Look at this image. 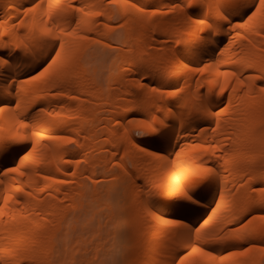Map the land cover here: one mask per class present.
I'll return each mask as SVG.
<instances>
[{"label": "bare ground", "instance_id": "6f19581e", "mask_svg": "<svg viewBox=\"0 0 264 264\" xmlns=\"http://www.w3.org/2000/svg\"><path fill=\"white\" fill-rule=\"evenodd\" d=\"M73 3L83 9L75 14L78 27L58 17L53 22L47 0L43 8L27 14L24 9L32 0H0V168H17L0 172V264H76L77 255L90 248L94 254L85 253L91 258L82 256V261L92 264L104 243L94 239L96 234L88 238L81 232L87 205L99 198L95 191L87 195L85 178L96 183L113 165L125 171L107 191L117 190L119 184L132 187L128 185L130 201L125 205L130 209L125 208L130 211L125 225H130L136 242L129 264H171L177 251L190 240L195 243V228L201 224L204 233L228 235L230 221L239 223L251 211H264L259 205L264 195L252 192L253 185L264 187V9L244 23L245 13L249 8L256 11L253 5L259 0H195L194 14L206 21L204 25H197L186 8L169 12L176 0ZM179 3L186 5L187 0ZM62 6L53 5V11ZM97 11L101 16L84 14ZM73 27L77 36L88 39L61 35ZM45 30L49 36L42 35ZM53 36L64 45L58 65L65 57L70 61L63 68L54 65L38 81L30 80L28 73L44 61L51 63L53 48L59 50ZM91 39L104 50H118V66L104 86L84 62ZM136 55L142 59L122 62ZM129 65L134 66L133 74L126 71ZM198 65L205 68L200 75L192 71ZM176 88L183 92L169 97L167 92ZM53 92L67 95L56 99ZM131 113L144 116L130 118L133 128L142 132L140 121L156 116L163 142L135 138L126 118ZM21 122L28 127H20ZM185 127L187 132L181 134ZM33 131L40 135L33 136ZM48 135L68 136L76 144L42 139ZM197 144L201 147H194ZM117 155L127 161L132 157L133 169L128 171V162L117 160ZM197 166L213 170L212 184L198 202L183 207L189 202L179 195L166 198L168 203L151 202L148 192L154 180L173 172L180 180ZM97 175L101 178H93ZM202 183L199 176L192 177L188 189ZM161 218L177 223L166 226ZM234 243L208 245L215 260L195 259L198 264H258L264 246L261 233ZM250 243L256 247L246 256L228 255Z\"/></svg>", "mask_w": 264, "mask_h": 264}, {"label": "snow or ice", "instance_id": "6c2138e0", "mask_svg": "<svg viewBox=\"0 0 264 264\" xmlns=\"http://www.w3.org/2000/svg\"><path fill=\"white\" fill-rule=\"evenodd\" d=\"M108 3L110 5H114L117 3H123L128 4L129 0H108ZM53 5H63L62 7H57L55 11H53ZM43 8L44 7V0H32L31 7L25 8V13L27 14L28 11H32L34 8ZM132 7H136L135 4L132 5ZM186 8L189 12L190 18L194 20V22L197 25H204L206 21L204 19L197 18L194 14L197 10V5L195 3V0H187L186 5H181L179 3V0H176V3L173 4V7L169 9V12H175L178 8ZM47 8H48V16L50 18H53V22H55V18H60L64 20L65 22L69 23L71 25L72 23H75L76 26H79V19L75 15L77 13L83 12V9L81 7L76 6L73 3V0H47ZM253 8L256 9V11H253L252 8L248 9V12L251 13V15H248V12L245 13L247 16V20L244 21V23H247L248 21H251L257 14L260 9H264V0H259L258 5H253ZM143 11V9H141ZM85 15H93L96 17L101 16V13L99 11L94 13H84ZM157 14V10H153V15ZM167 14V13H166ZM226 18V17H225ZM244 23L238 25L239 27H243ZM0 24H3V21H0ZM0 35H4V33H0ZM42 35L49 36L50 31L45 30L42 32ZM61 35L68 36V37H76L78 40H86L88 39L87 36L79 35L77 36L76 27H73L70 31H61ZM52 39L56 40V43L59 44V50H57L55 47L53 48V51L55 52V57L51 58V63L47 64V67H44L41 65V68L43 70H37L36 75H30L29 79L33 81H38L41 78L45 77L50 73V70L53 68V66H57L58 68H63L66 66V64L70 61L71 57H65L64 63L58 65V60L61 58L62 50L64 49V45L59 42V40L53 36ZM177 44L180 43V41H176ZM3 56V53H0V57ZM5 63H7V60H5ZM206 67V66H205ZM193 72H199L203 73L205 71L204 67L200 68H193ZM226 76L232 75V73H225ZM153 92L160 91L157 88H152ZM221 93L224 92V88L221 87L220 89ZM261 91H264V88L261 89ZM183 92V89L176 88L174 90L168 91L167 95L169 97H176L180 93ZM53 97L56 99H61L67 94L61 93V92H53ZM69 99L75 100V96H69ZM0 104H3V101L0 100ZM0 111H3L2 107H0ZM49 115H53L52 113H49ZM140 127L144 129V132H138L137 135L145 136L150 138L154 141H162L163 133L160 131L159 127L157 126V117L153 116L151 121H140ZM20 127L27 128L28 125L24 122L20 123ZM33 136L40 135L39 132L33 131ZM23 139V138H22ZM42 139L45 140H53V141H59L63 145H75L76 140L73 138H70L68 136H60V135H48L43 136ZM138 143H143V141H139ZM196 148H200V145H194ZM11 151H16L15 148L11 149ZM203 151H208L207 147L203 148ZM153 155H157L156 153H153ZM76 163H80V161H76ZM16 172L17 168L15 167H9L7 169L0 168V172ZM20 175H23V172L20 173ZM177 174L170 173L168 176H162L158 178L157 180H154L151 183V190L148 192V196L151 199V202L153 204H162V203H168L166 198L168 197H174L179 195L182 197L184 201L189 202L188 204L182 205L183 207L188 208L190 205H194L196 202L200 199V193L205 189L209 188L212 184V177H213V170L210 167H202L197 166V169L195 171H189L187 175L183 176L180 180L175 179V176ZM199 176L204 180V183L198 185L195 187V190H189L188 189V181L191 180L192 177ZM44 179H49L48 176H45ZM58 183H64L65 181H57ZM252 192L256 193L259 192L262 195H264V187H260L259 185H253L252 186ZM19 203V201H17ZM261 208H264V201L260 204ZM190 210H195L194 208H191ZM163 225L166 226H174L177 221L173 219L168 218H161L160 221ZM256 222H259V226L255 227ZM252 226V227H250ZM205 225L201 224L200 227L195 228V243H192L191 240L189 243L184 247L182 251H177L173 259L171 261V264H198L196 257L206 258L209 261L215 260L216 256L214 255V252L210 250L208 245H217V244H231L233 247H235V241L242 240V239H249L250 235L253 232H259L264 234V211L258 213V214H252L249 212L248 215H245L243 219L239 221V223H232L229 222V226L225 230L228 235L224 234H208L204 233ZM256 247L255 244L250 243L249 246L244 247L240 246V250L238 251H231L228 253L230 256H246L252 249ZM259 250L261 252H264V246H260ZM223 259V257H221Z\"/></svg>", "mask_w": 264, "mask_h": 264}, {"label": "rangeland", "instance_id": "374dc122", "mask_svg": "<svg viewBox=\"0 0 264 264\" xmlns=\"http://www.w3.org/2000/svg\"><path fill=\"white\" fill-rule=\"evenodd\" d=\"M154 0H152L153 3ZM10 11L13 12V9L10 8ZM115 22H118L117 20ZM115 25H117L118 23H114ZM118 33V32H117ZM114 34V37H116L118 34ZM116 35V36H115ZM138 36L132 35L131 38V42L136 39ZM92 44H90V46H88V50L85 53L84 56V62L86 63V67L91 71H95L99 76H101V82L103 83V86L106 84V82H108L109 79V73L115 69L116 66H118V61L114 60L115 59V55L116 52L118 51L117 48L114 49H103V45L100 44V42H98L95 39H91ZM141 44V43H140ZM181 46V44L178 45V49H180L179 47ZM151 49V47L149 48V50ZM143 55V56H142ZM142 55H136V56H128L127 59H125L122 62L125 63H129L132 60H140L142 59L141 56L144 58V56L146 57L145 54ZM49 61V60H48ZM47 61V62H48ZM41 65H43L44 67L47 65L44 62L40 63L37 67H35L32 71H30L28 74H34L37 73V70H41ZM202 67V65H198L197 68ZM133 70H134V66L133 65H129V67L126 69V71L128 72V74H133ZM199 74V72H196L195 74ZM103 76V79H102ZM197 76V75H196ZM147 77L144 78V82H147ZM101 83V84H102ZM135 93L137 94V91H135ZM144 117L142 114L140 113H131L129 115L126 116V118L128 119V123L132 126V130L131 133L134 135L135 138H140L141 135H137L138 132H142V129H134L133 128V122L130 121V118L132 117ZM188 128L185 127L182 129L181 134H183L184 132H187ZM72 146V145H71ZM109 152V150L107 151V153ZM120 157L119 155H117V160H124L126 163L128 162V171L133 169V163H132V157H130L128 155V161L126 158H123L122 156L120 157V159L118 158ZM113 162V161H112ZM123 169V168H122ZM121 170V169H119ZM118 167L113 165L112 166V170L107 174V176H105L104 178H102L101 180L97 181L96 183H93L89 178H85V182H86V193L87 195L90 193V195H92V193L95 191L98 193V199L96 200V204L99 203H103L99 204L100 207H98V205L95 207H91V206H95L96 204H88L87 206L91 207V212L89 213L88 210H90L89 208L86 207L87 212L85 211L86 215L84 214L83 218V229H82V234H85L83 236L85 237H92L93 234H96L97 237L94 239L96 241H103V251L102 253L100 252L99 257L96 259L95 257H93L92 259V264H96L97 261L101 260L103 264H129V259H130V255L132 254V251L136 245L135 239L133 237V235L131 234L130 228L129 226H127V224L125 225V222L128 218H130V211H127V207H125L126 203L130 201V197H129V193L132 189V187L130 186V188L126 187V184L119 187V185L117 186L118 189L113 191V192H109L107 191V188L110 184V182L113 179H118L119 175H121L123 173V171H125V168L123 170H121L119 172V174L117 173ZM122 176V175H121ZM120 176V178H121ZM95 179H100L101 177L99 175L93 177ZM256 194H258V192H256ZM88 195V196H90ZM128 198H127V197ZM128 199V200H127ZM98 202V203H97ZM111 204L110 209H108L109 207H107L105 209V207ZM261 204V203H260ZM259 204V205H260ZM103 208L100 210V208ZM127 208V209H125ZM105 209V210H104ZM95 210H99V213L95 212ZM130 210V209H128ZM94 212V213H93ZM102 212V213H101ZM128 212V213H127ZM89 213V214H88ZM101 214L98 217H95L96 214ZM127 213V214H126ZM252 214H256L257 212L251 211ZM88 214V216H87ZM249 214V213H248ZM91 217H90V216ZM95 215V216H94ZM128 215V217H127ZM94 218H93V217ZM88 218V219H87ZM89 218L91 219V221L89 220ZM93 218V220H92ZM90 222H89V221ZM87 221V222H86ZM130 221V220H129ZM128 221V223H129ZM86 223H89L88 225H86ZM87 226V227H85ZM82 228V227H81ZM85 228V229H84ZM85 231V232H83ZM80 234V232H79ZM261 238L262 241L264 242V234L261 233ZM98 239V240H97ZM89 249V248H88ZM87 249V250H88ZM92 250V251H91ZM89 252L90 255L94 254V250L93 249H89L88 251H86L85 253ZM82 253L81 254H84ZM87 254L86 256L84 255H77V263L76 264H87L86 262L84 263V261H82V256H84L85 258H91V256ZM83 257V260H86ZM76 259V260H77ZM88 260V259H87ZM258 264H264V252H262L259 257H258Z\"/></svg>", "mask_w": 264, "mask_h": 264}]
</instances>
